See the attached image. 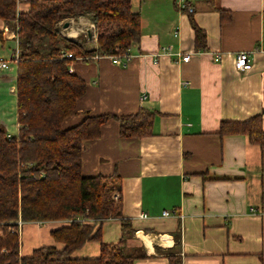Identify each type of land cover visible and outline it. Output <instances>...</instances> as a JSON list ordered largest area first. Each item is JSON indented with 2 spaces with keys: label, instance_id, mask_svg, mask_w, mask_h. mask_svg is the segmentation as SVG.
<instances>
[{
  "label": "crops",
  "instance_id": "1",
  "mask_svg": "<svg viewBox=\"0 0 264 264\" xmlns=\"http://www.w3.org/2000/svg\"><path fill=\"white\" fill-rule=\"evenodd\" d=\"M178 3L193 7L206 50L195 49L189 14ZM27 7L26 0L17 4L18 11ZM132 11L140 14L141 35L129 48L131 61L120 67L108 57L77 58L72 72L86 91L64 126L86 115L145 108L154 114L152 134L121 137L109 119L97 138L82 142V176L119 175L121 218L95 226L99 238L69 257H96L101 243H120L132 264H264V148L245 134H219L222 122L256 115L264 130V0H133ZM70 20L59 23L63 30L57 25L60 34L93 47L91 21L72 19L68 31ZM0 34L15 42L0 57L10 60L18 48L14 30L0 20ZM240 52L250 56L248 70L235 67ZM11 70L15 75L16 64ZM0 76V126L16 136V77L9 87L14 107L3 92L9 75ZM69 224L22 222L19 257L42 246L62 248L51 231Z\"/></svg>",
  "mask_w": 264,
  "mask_h": 264
},
{
  "label": "trees",
  "instance_id": "2",
  "mask_svg": "<svg viewBox=\"0 0 264 264\" xmlns=\"http://www.w3.org/2000/svg\"><path fill=\"white\" fill-rule=\"evenodd\" d=\"M132 1L26 0L27 9L18 11L19 0H0V20L17 28L19 50L17 135L8 136L0 126V264H132L133 256L120 243H101L96 257H69L85 241L99 238L95 226L121 218L120 201L112 198L119 175L82 176V142L97 138L109 119L118 122L121 137L151 135L154 114L140 108L119 116L86 115L77 124L64 126L76 114L77 101L86 91L85 80L69 72L68 66L79 57L88 61L95 54L111 55L115 48L122 52L139 40L140 14L132 11ZM183 11L189 14L195 49L206 50L205 32L195 24L192 13ZM219 13L222 17V10ZM80 17H87L95 30V44L87 50L57 28L64 20ZM65 53L72 57H63ZM219 134H245L251 143L264 148L258 115L222 122ZM77 216L85 222L74 220ZM61 219L71 222L51 235L62 248L42 246L30 256L19 257L18 221Z\"/></svg>",
  "mask_w": 264,
  "mask_h": 264
},
{
  "label": "built area",
  "instance_id": "3",
  "mask_svg": "<svg viewBox=\"0 0 264 264\" xmlns=\"http://www.w3.org/2000/svg\"><path fill=\"white\" fill-rule=\"evenodd\" d=\"M20 1H23V0H19ZM25 1V0H24ZM178 7L180 9H187L188 12H192L193 11V7L191 6H187L185 5L184 3H178ZM14 30V37L16 39V42H17V35H16V31H17V28L16 29H13ZM63 57H72L71 53H65L63 55ZM101 57H108L110 59V61L117 65V66H120V67H125L129 64V62L131 61L133 55L131 54L130 52V49H127V50H124L122 52H119L117 48H115V53L111 54V55H102V54H95L93 56H91L89 59H98V58H101ZM180 57V60L181 61H187L189 59V54H180L179 55ZM82 60H84V58L86 57H80ZM19 60V50L18 48H16L15 50V53L13 55V57L10 59V60H0V69L1 70H8L10 68V65L11 64H16V62ZM250 56L249 54L245 53V52H240L236 55V58H235V67L237 70H248L250 67H251V63H250ZM68 70L69 72H72V65H69L68 66ZM112 198L113 199H117L118 198V195H117V192H114L112 194ZM173 215L174 212H168V211H164L163 212V216H169V215ZM66 221L68 222H71L70 219H65ZM74 220L76 221H82V222H85L82 218L80 217H75ZM22 224V221H18V227H17V232L19 231V228H20V225ZM19 264V263H17Z\"/></svg>",
  "mask_w": 264,
  "mask_h": 264
},
{
  "label": "rangeland",
  "instance_id": "4",
  "mask_svg": "<svg viewBox=\"0 0 264 264\" xmlns=\"http://www.w3.org/2000/svg\"><path fill=\"white\" fill-rule=\"evenodd\" d=\"M70 20V19H69ZM67 22V21H66ZM65 23V22H64ZM68 25L70 26L69 28H68V31H70L71 30V28H72V19L69 21V23H68ZM67 25V26H68ZM58 26H59V28L61 29V30H63L62 29V25L61 24H58ZM66 26V27H67ZM65 32V31H64ZM14 45H15V42L13 41V40H7V41H1L0 40V57L1 58H4V57H7V56H9L10 54H11V51H10V49L9 48H11V47H13L14 48ZM10 73H11V75H10ZM1 74H8L9 75V81H7V89H6V91H3L4 92V94L6 95V97H7V100L8 101H11V104L12 105H14V107H15V98H14V96L12 95V93H10V91H9V87H10V85H12L14 82H15V79H13V77L15 76L14 75V73H12V70L11 71H8V70H0V75ZM1 77V76H0ZM116 192V191H115ZM1 233V232H0ZM18 234V233H17Z\"/></svg>",
  "mask_w": 264,
  "mask_h": 264
},
{
  "label": "water",
  "instance_id": "5",
  "mask_svg": "<svg viewBox=\"0 0 264 264\" xmlns=\"http://www.w3.org/2000/svg\"><path fill=\"white\" fill-rule=\"evenodd\" d=\"M67 25H68V22H65V23H64V26H67Z\"/></svg>",
  "mask_w": 264,
  "mask_h": 264
}]
</instances>
